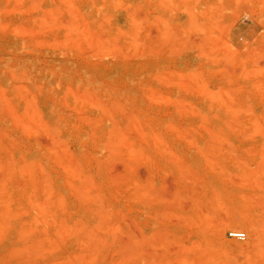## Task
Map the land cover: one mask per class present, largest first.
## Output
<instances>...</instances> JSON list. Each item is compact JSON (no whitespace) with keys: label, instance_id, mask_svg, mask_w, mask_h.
<instances>
[{"label":"rangeland","instance_id":"obj_1","mask_svg":"<svg viewBox=\"0 0 264 264\" xmlns=\"http://www.w3.org/2000/svg\"><path fill=\"white\" fill-rule=\"evenodd\" d=\"M263 237L264 0H0V264H264Z\"/></svg>","mask_w":264,"mask_h":264},{"label":"bare ground","instance_id":"obj_2","mask_svg":"<svg viewBox=\"0 0 264 264\" xmlns=\"http://www.w3.org/2000/svg\"><path fill=\"white\" fill-rule=\"evenodd\" d=\"M191 6H192V5H191ZM209 6H210V5H209ZM214 6H216V5H214ZM216 7H217V6H216ZM72 8H73V7H72ZM209 8H210V7H209ZM68 9H69V8H68ZM207 9H208V8H207ZM213 9H214V8H213ZM186 10H187V9H186ZM188 11H189V10H188ZM71 13L74 14V12H71ZM71 13H70V14H71ZM208 14H209V13H208ZM70 16H72V15H70ZM80 16H82V15H80ZM76 17H77V16H76ZM80 18H81V17H80ZM208 18H209V17H208ZM83 19H84V18H83ZM84 21H85V20H84ZM76 22H77V21H76ZM214 22H215V21H214ZM218 23H219V22H218ZM74 25H75V24H74ZM82 27H83V25H82ZM218 28H219V25H218ZM220 28H221V27H220ZM203 29H204V28H203ZM203 29H202V30H203ZM74 31H75V30H74ZM210 31H211V30H210ZM218 31H219V30H218ZM71 32H72V31H71ZM87 34H88V33H87ZM207 34H209V32H208ZM207 34H205V35H207ZM211 34H213V33H211ZM211 34H209V35H211ZM217 35H218V34H217ZM90 37H91V36H90ZM254 120H255V119H254ZM259 126H260V125H259ZM261 195H262V194H261ZM253 196H254V195H253ZM251 198H252V197H251ZM260 200H262V199H260ZM261 203H262V202H261ZM261 206H262V205H261ZM226 218H227V217H226ZM232 218L234 219L233 221H235V222L237 221L234 217H231V219H232ZM248 218H249V217H248ZM253 218H254V217H253ZM221 219H222V218H221ZM249 219H250V218H249ZM227 220H228V219H227ZM245 220H246V219H245ZM220 221H222V220H220ZM230 221H231V220H230ZM239 221H241V219H240ZM256 221H257V220H256ZM256 221H255V222H256ZM225 222H226V224H227L229 221H228V222L225 221ZM246 222H248V221H246ZM222 223H223V221H222ZM229 223H230V222H229ZM236 223H237V222H236ZM241 223H242V222H241ZM257 223H258V221H257ZM223 224H224V223H223ZM226 224H224V226L227 227V228H229V227H230V228H231V227H232V228H233V227L235 228V227H236L235 225H232V223H231V224H228L227 226H226ZM249 224H250V223H249ZM249 224H248V226H249ZM251 224H253V223H251ZM224 226H222L221 228H223ZM252 226H254V225H252ZM255 226H256V225H255ZM218 227H219V226H218ZM242 227H243V226H242ZM246 229H247V228H245V231H246ZM249 229L251 230V228H249ZM249 229H248V230H249ZM222 230H223V229H222ZM235 230H236V228H235ZM237 230H238V229H237ZM248 230L246 231V234H247ZM250 230H249V231H250ZM251 231H252V230H251ZM251 231H250V232H251ZM254 231H255V230H254ZM255 232H256V231H255ZM251 233H252V232H251ZM256 233H257V232H256ZM258 234H259V233H258ZM249 235H251V234L248 233L247 236H249ZM252 235H253V234H252ZM253 236H254V235H253ZM254 237H256V236H254ZM263 238H264V237H263ZM249 239L251 240V236H250V238L248 237V240H249ZM256 239H257V238H256ZM248 240H247V241H248ZM250 240L248 241V243H247V242H245V243H244V242H242V243H236V242H234L236 245L234 244V246H232V247H234V248H236V249H238V250L241 249V250H243V252H245L244 249L248 247L249 243H250V246L248 247V249L251 248V246H253V245H252V242H253V241L250 242ZM261 240H262V239H261ZM258 241H259V240H258ZM238 242H239V241H238ZM256 242H257V240L255 241V243H256ZM255 243H254V244H255ZM256 246H257V245H256ZM230 247H231V244H230ZM258 247H259V245H258ZM260 247H262V246H260ZM234 251H236V250H234ZM263 254H264V253H263ZM263 254H262V255H263ZM260 255H261V254H260ZM263 257H264V255H263ZM263 257H262V258H263Z\"/></svg>","mask_w":264,"mask_h":264},{"label":"built area","instance_id":"obj_3","mask_svg":"<svg viewBox=\"0 0 264 264\" xmlns=\"http://www.w3.org/2000/svg\"><path fill=\"white\" fill-rule=\"evenodd\" d=\"M229 235L231 237H235L238 239H244L245 238V232L240 231V230H230Z\"/></svg>","mask_w":264,"mask_h":264}]
</instances>
